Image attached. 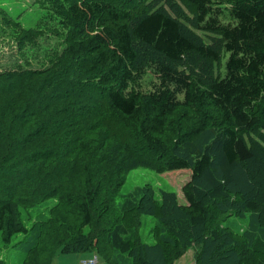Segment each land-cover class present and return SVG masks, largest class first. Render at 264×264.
Returning a JSON list of instances; mask_svg holds the SVG:
<instances>
[{"label": "trees", "instance_id": "obj_1", "mask_svg": "<svg viewBox=\"0 0 264 264\" xmlns=\"http://www.w3.org/2000/svg\"><path fill=\"white\" fill-rule=\"evenodd\" d=\"M180 3L48 0L68 28L60 55L0 72L2 243L30 234L21 211L55 201L23 264L58 251L174 264L189 248L194 264H264V148L243 138L264 137V0ZM138 167L189 169L185 203L149 185L115 203ZM246 215L243 231L225 225ZM142 218L155 225L151 244L123 236Z\"/></svg>", "mask_w": 264, "mask_h": 264}, {"label": "rangeland", "instance_id": "obj_2", "mask_svg": "<svg viewBox=\"0 0 264 264\" xmlns=\"http://www.w3.org/2000/svg\"><path fill=\"white\" fill-rule=\"evenodd\" d=\"M172 2L182 6L180 0H160V4L153 6L154 9L163 7L168 11L170 5L173 4ZM60 21V17L50 9L48 0H0V72L14 70L20 66L30 70H42L50 67L55 58L60 55L68 36V28L63 26ZM31 31L39 35L27 39L31 35ZM194 32L205 43L210 44L211 41H209L206 34L199 31ZM22 39L26 40L28 45L23 44ZM226 59L227 55L221 60L222 74L224 73ZM152 78V76L151 78L148 76L143 79L144 89L147 88L148 81ZM243 138L247 143L254 144V142H257L258 145L264 148V137L262 138L260 134H244ZM190 177L191 171L189 169L157 173L143 167L134 168L126 175L125 182L121 186L115 203L123 201L126 196L133 198L135 189L149 185L155 190L156 194H159L160 190L176 193L178 202L184 204L185 200L181 189L190 180ZM262 190L264 192V189ZM262 195L264 199V193ZM263 199L261 197V200ZM54 205L55 201L50 199L31 209L21 211V221L28 230L31 229V232L29 235H23L22 233L14 235L8 245L2 243L0 234V264H23L25 246L33 238L38 225L48 220ZM115 206L111 205V210L103 217L101 225L105 226L111 223L113 217L116 216L114 215ZM117 216L120 215L117 214ZM249 217V215L244 218L229 217L225 225L233 231H243L250 222ZM148 219L151 223H154L153 218L148 217ZM144 221V218H142L141 225L134 228L131 223L128 227L127 223L123 221V230H125V226L129 228L128 233L123 236H133L132 233H135L141 240L151 244L152 238L150 235L153 234L155 225L153 226ZM89 228L85 227L83 232H86ZM96 249L94 248L93 251ZM195 254L196 249L189 248L178 257L174 264H194ZM124 257L126 255H122V258ZM98 264L107 263L98 257Z\"/></svg>", "mask_w": 264, "mask_h": 264}, {"label": "crops", "instance_id": "obj_3", "mask_svg": "<svg viewBox=\"0 0 264 264\" xmlns=\"http://www.w3.org/2000/svg\"><path fill=\"white\" fill-rule=\"evenodd\" d=\"M91 256V255H90ZM87 253L62 254L59 251L54 255L49 264H80L82 259L90 257Z\"/></svg>", "mask_w": 264, "mask_h": 264}, {"label": "built area", "instance_id": "obj_4", "mask_svg": "<svg viewBox=\"0 0 264 264\" xmlns=\"http://www.w3.org/2000/svg\"><path fill=\"white\" fill-rule=\"evenodd\" d=\"M80 264H98V257L97 255L93 254L88 258L82 259Z\"/></svg>", "mask_w": 264, "mask_h": 264}]
</instances>
